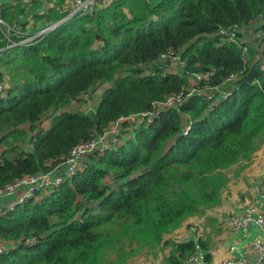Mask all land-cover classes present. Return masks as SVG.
<instances>
[{
    "label": "trees",
    "instance_id": "1",
    "mask_svg": "<svg viewBox=\"0 0 264 264\" xmlns=\"http://www.w3.org/2000/svg\"><path fill=\"white\" fill-rule=\"evenodd\" d=\"M46 1L56 4L35 22L61 24L0 54V189L52 172L75 146L185 90L195 74L209 75L200 89L214 88L258 63L261 45L248 43L246 62L239 43L255 20L264 30V0H113L67 20V0ZM25 9L17 6L16 15ZM14 14L3 6L10 24ZM220 28L236 29V42L219 36ZM170 51H182L180 75L162 58ZM211 106L200 91L148 126L124 124L120 145L85 157L73 177L0 212V264H130L165 249L164 264H185L195 242L166 238L218 207L233 170H244L264 141V67L253 84L234 86ZM45 120L49 128L40 131ZM199 244L207 251L210 241Z\"/></svg>",
    "mask_w": 264,
    "mask_h": 264
},
{
    "label": "built area",
    "instance_id": "2",
    "mask_svg": "<svg viewBox=\"0 0 264 264\" xmlns=\"http://www.w3.org/2000/svg\"><path fill=\"white\" fill-rule=\"evenodd\" d=\"M39 1L41 0H8V3H10L12 7H17L20 5L28 10ZM4 5V3L0 2V32H2L3 35V38L1 39L5 41V46L0 48V54L18 46L32 45L37 40L42 39L49 31L57 27L58 23L50 25L48 28H45L33 34H25L20 30H16L12 25H9L4 20V18L2 17ZM100 5L102 4L99 2V0H73L71 12L65 19L67 20L78 13L93 14L95 10L100 7ZM50 8L51 5H49L48 8L43 9L39 13L41 15H46L47 10ZM258 21L259 24L257 26V29L253 31L252 39L253 43L261 45V50L258 51V53L262 57V52H264V30L262 29L263 20L259 19ZM254 22H252L251 24H253ZM218 35L221 36L225 41L236 42L238 31L236 29L220 28ZM248 43L249 41H246L244 39H242L241 43H239V45L243 49L246 62L249 60L250 46L248 45ZM181 52L182 51H170L168 54L162 56L163 59H168L169 61H171L168 71L173 74H182L186 66V62L181 57ZM244 76H246L245 69L229 75L223 85L219 87L209 88L205 86L204 89H200L198 85L203 81L209 80L208 74H195L189 77V79L191 78L194 81V84H189V86L186 87L185 90L168 96L164 101L155 102L151 110L147 112L138 113L129 117H121L118 121L111 124L103 135H98L90 141L83 142L75 146L71 150L65 164L60 165L67 166V172L65 174L56 176L54 174V171H52L37 175H29L16 180L14 183L6 186L3 189H0V198L19 193L18 198L11 202V204H9L6 208H4V206L0 207V212H3L4 210H13L19 204L35 198L36 196H38V194L47 193V191L56 188L67 178H71L78 173L82 164V160L85 157L96 152L104 153L105 151L120 145L125 129L124 124H130V127H128L130 131L138 130L142 126H148L152 124L163 111L180 106L185 102L186 98L200 91H202V94L206 96L208 101L212 102L211 107H213L218 100L220 101L221 99H227L231 95L235 83ZM5 87L6 85H3L0 90L5 89ZM83 98L86 101V106L83 110L85 114H88L93 110L90 102L91 99L89 97V94H85ZM191 126V121L186 123L184 130L185 136L188 135L189 131L191 130ZM48 128L49 122L43 121L39 129L40 131H46ZM31 139L32 141H36L37 132L31 134ZM228 222L231 224L233 231L242 233L243 237L247 236L246 233L250 224H254L264 232V213L260 212L257 206H250L243 216H238L236 214L231 215L228 219ZM195 244L196 251L188 258L185 264H205L206 253L199 243ZM5 249L6 244L1 242L0 254H2ZM234 250L235 247L232 246L230 248V251L233 252ZM220 264H264V239L255 238L252 241L251 253L247 252L240 258H229L222 261Z\"/></svg>",
    "mask_w": 264,
    "mask_h": 264
},
{
    "label": "crops",
    "instance_id": "3",
    "mask_svg": "<svg viewBox=\"0 0 264 264\" xmlns=\"http://www.w3.org/2000/svg\"><path fill=\"white\" fill-rule=\"evenodd\" d=\"M72 1L67 0L64 5V10L72 9ZM113 0H103L102 5H108ZM8 8L10 13H15V19L11 25L16 29L17 27H25V34H33L50 26V23L46 21L35 22L34 16L40 14L43 9L54 7L56 3L50 1L41 0L37 3L42 4L38 11L25 9V14L17 16V7H12L8 0H0ZM48 11V10H47ZM257 19L251 26L243 31V39L249 42H253V31L257 29L259 24ZM30 22V23H29ZM28 23V25H24ZM54 25V24H52ZM2 42V39H0ZM255 44V43H253ZM251 44V45H253ZM189 84H194V81L190 78ZM125 130V129H124ZM124 134V132H123ZM23 150L29 151L31 149V140L28 139L23 145ZM4 149H0V152ZM83 161V160H82ZM54 174L56 176L63 175L67 172V166H58L55 168ZM231 181L228 188L222 195L221 204L209 211L203 217H196L186 222L181 229L170 235V239L174 240V237L179 238L176 240L193 241L200 243L202 240H209V249L205 251L206 262L205 264H220L222 261L235 257L240 258L245 253H251V243L255 238L264 239V232L260 230L254 224L248 226L246 237L242 236V233L234 232L228 219L231 215L243 216L246 210L250 206H257L260 212L264 213V141L260 143L258 150L254 153L252 161L248 166L239 171L234 169L231 173ZM19 193L14 195H8L0 198V207L6 208L11 202L16 200ZM196 227V228H193ZM235 247L233 252L230 251L231 247ZM207 255L209 257H207ZM167 256V255H166ZM254 257V256H252ZM160 257L158 262H160ZM163 264V263H162Z\"/></svg>",
    "mask_w": 264,
    "mask_h": 264
},
{
    "label": "rangeland",
    "instance_id": "4",
    "mask_svg": "<svg viewBox=\"0 0 264 264\" xmlns=\"http://www.w3.org/2000/svg\"><path fill=\"white\" fill-rule=\"evenodd\" d=\"M33 10V9H32ZM35 10V9H34ZM2 17L4 18V20L6 21L5 17L3 16V11H2ZM7 22V21H6ZM9 25H11L9 22H7ZM30 23V22H29ZM25 26L28 25V23L24 24ZM16 30H20L22 32H26V28L23 27H17L16 26ZM1 37H3L2 32H0ZM12 34V33H10ZM3 42H5L4 40H2ZM263 61V60H262ZM264 62V61H263ZM3 83L0 82V88H2ZM96 102L94 103L96 106L99 104L100 98L96 97ZM73 109V108H71ZM48 121V120H45ZM51 121L49 120V125H50ZM232 176V175H231ZM170 236H168L167 238H169ZM181 238V237H179ZM179 238L174 237V240H180ZM170 239V238H169ZM179 242V241H178ZM170 249H165L164 251H161V253H159V256L157 255H152V254H146L145 252L143 253H139L135 258L131 259L130 264H164L165 259H166V255L169 254ZM160 257V262H158V258Z\"/></svg>",
    "mask_w": 264,
    "mask_h": 264
},
{
    "label": "water",
    "instance_id": "5",
    "mask_svg": "<svg viewBox=\"0 0 264 264\" xmlns=\"http://www.w3.org/2000/svg\"><path fill=\"white\" fill-rule=\"evenodd\" d=\"M100 3H102V0H99ZM61 24V22H59L57 24V26ZM258 63L254 64L249 73L244 76L243 78H241L240 80H238L236 83H235V87H238V86H241V85H244V84H253L254 83V80H255V77L256 75L259 73V71H261L264 67V62L261 61V56L260 54L258 53Z\"/></svg>",
    "mask_w": 264,
    "mask_h": 264
}]
</instances>
